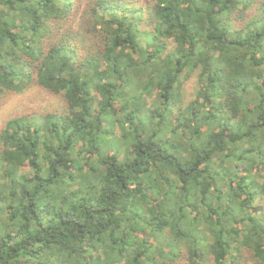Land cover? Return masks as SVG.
Masks as SVG:
<instances>
[{
	"label": "trees",
	"instance_id": "obj_1",
	"mask_svg": "<svg viewBox=\"0 0 264 264\" xmlns=\"http://www.w3.org/2000/svg\"><path fill=\"white\" fill-rule=\"evenodd\" d=\"M34 87L0 264H264V0H0V103Z\"/></svg>",
	"mask_w": 264,
	"mask_h": 264
},
{
	"label": "rangeland",
	"instance_id": "obj_2",
	"mask_svg": "<svg viewBox=\"0 0 264 264\" xmlns=\"http://www.w3.org/2000/svg\"><path fill=\"white\" fill-rule=\"evenodd\" d=\"M197 90V79H191L185 88V98L194 99ZM65 102L61 97L52 95L41 87H34L24 94H12L0 103V130L4 123L15 116H37L53 112H63Z\"/></svg>",
	"mask_w": 264,
	"mask_h": 264
}]
</instances>
